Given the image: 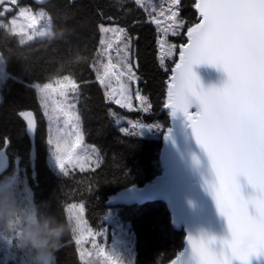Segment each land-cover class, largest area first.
I'll return each instance as SVG.
<instances>
[{"label":"trees","instance_id":"16d2710c","mask_svg":"<svg viewBox=\"0 0 264 264\" xmlns=\"http://www.w3.org/2000/svg\"><path fill=\"white\" fill-rule=\"evenodd\" d=\"M26 3L45 11L52 33L21 43L0 21V56L7 73L0 81V152L4 151L10 161L8 170L0 173V184L17 171L31 187L35 218L41 228L55 223L67 226L55 252V264H83L65 211L75 202L84 205L86 221L94 229L106 224L109 211L128 223L134 238L133 264H167L182 248L184 233L172 227L166 204L155 200L108 205L107 200L122 188L150 181L161 171V136L169 124V114L162 110L166 83L184 32L197 21L195 0H180L176 7L183 26L176 36H166L173 43L168 55L157 43L162 37L157 25L135 0H49L42 6L18 0L2 19L6 22ZM111 23L125 29L129 37L136 91L146 98L142 107L124 108L108 101L96 79L105 59L100 26ZM65 75H72L82 85L77 96L81 132L84 141L96 147L100 159L96 167L69 171L67 176L48 162L46 119L32 87ZM23 111H31L36 120L32 138L20 115ZM120 116L129 124H118L116 117ZM141 124L160 127L142 133ZM32 143L34 159L30 157Z\"/></svg>","mask_w":264,"mask_h":264},{"label":"snow or ice","instance_id":"6c2138e0","mask_svg":"<svg viewBox=\"0 0 264 264\" xmlns=\"http://www.w3.org/2000/svg\"><path fill=\"white\" fill-rule=\"evenodd\" d=\"M135 3L140 5L141 0H135ZM179 3L180 0H171L168 14L165 11L158 13L164 20L155 16L151 19L158 28L165 21H171L162 29L165 34L171 29L172 35H176L177 29L183 26L178 11L173 10ZM17 4L18 0H0V21L10 26L8 30L13 34L27 36L30 29L37 28L45 19V15L29 8H19L16 16L5 22L2 19L5 12ZM193 7L198 13L199 23L187 29L188 43L180 48V60L172 70L164 107L170 108L172 115L179 110L190 121L192 136L206 153L215 173V182L209 185L208 190L217 211L226 221L229 236L219 239L218 251L214 250V236H188L187 241L195 264H233L234 260L250 264L251 257H264V0H195ZM21 18L27 23L21 24ZM109 31L120 39L125 29L101 28L102 33ZM129 43H125L122 49L125 54L123 71L112 63L110 55L108 63L103 65L102 74L97 69L96 79L102 86L111 77H115L117 82L122 76L135 79L132 66L127 63ZM157 43L162 48L165 41L158 39ZM100 44L106 45L105 52L113 47L112 42L103 38ZM198 63L222 68L227 74L223 85L207 90L199 88V80L192 70V65ZM81 86L72 75L55 76L48 82L32 86L45 115H48L51 105L53 111L61 112L67 118L65 123L71 122L69 135L74 139L70 143L60 134V128H57V135L48 141L53 146L56 165L64 176L68 175L69 166H79L80 171H85L86 164L96 162L88 155L83 158L77 155V149L84 147V136L72 101L79 95ZM107 87L111 95L106 92V98L113 99L122 107H131L125 85L121 84L119 90L112 88L110 83ZM191 97H195L198 104L195 113L189 112ZM136 99L142 105L146 103V98L139 93ZM20 115L28 129L34 130L36 120L33 113L23 111ZM122 131L128 132V129ZM92 151L95 152V148ZM241 176L252 188L247 197L241 191L238 180ZM83 210V205H69L66 209L76 245H82L85 232L92 235L91 230L85 227ZM80 255L83 260L84 252ZM107 258L111 264H122L112 255ZM178 261L179 255L172 264H178Z\"/></svg>","mask_w":264,"mask_h":264},{"label":"water","instance_id":"95a60500","mask_svg":"<svg viewBox=\"0 0 264 264\" xmlns=\"http://www.w3.org/2000/svg\"><path fill=\"white\" fill-rule=\"evenodd\" d=\"M31 1L38 6H42L49 0ZM194 10L197 15L195 23H199L198 13L195 8ZM187 29L183 35L184 42L178 45L176 60L170 69L164 104L170 77L173 75L172 70L180 60V48L188 43ZM192 70L199 80L198 87L204 90L221 87L227 79V74L218 65L198 63L192 65ZM191 99L189 112L195 113L198 110V104L195 97H191ZM164 104L162 110L168 112L169 124L161 136L160 173L140 186L130 185L118 190L108 198L107 204L131 205L155 200L163 201L170 214L172 227L183 230L184 233L182 248L167 264H172L177 255H179L178 264H195V261L191 258V248L187 241L188 236H214L216 237L214 250L218 251L219 239L228 237L229 232L226 221L217 211L215 202L208 190L209 185L215 182V173L206 153L196 144L192 136L190 121L179 110L175 115H172L171 109L165 108ZM26 128L32 138L35 129L30 131L27 125ZM30 157L35 158L34 143L31 146ZM9 166V157L4 151L0 152V173L8 170ZM238 180L242 194L247 197L252 192L251 186L247 184L243 176L238 177ZM233 264H240V262L234 260ZM250 264H264V257H251Z\"/></svg>","mask_w":264,"mask_h":264},{"label":"rangeland","instance_id":"374dc122","mask_svg":"<svg viewBox=\"0 0 264 264\" xmlns=\"http://www.w3.org/2000/svg\"><path fill=\"white\" fill-rule=\"evenodd\" d=\"M170 4H171V0H141L140 6L146 11L148 19L151 21L153 16H155L157 19L164 20V17L159 16L158 13L161 11H165L166 14H168L167 9L170 7ZM19 8H29L36 13L43 12L45 15V19L42 20L37 25V28L30 29L27 36L16 34L20 42L23 41V43H25L33 39L43 38L52 33L51 20L42 8L33 9L30 3H26L22 6H19L18 10ZM18 10L14 11V13H11L9 18L16 16ZM173 10H176V8H174ZM20 23L26 24L27 22L21 18ZM170 23L171 21H165L158 28L160 33L162 34L161 39L165 41L164 47L167 51L166 52L167 55L169 54V49L173 46V43L171 40H168L166 36L168 35V33H172V32L171 29H169L168 33L165 34L162 31V29L168 27ZM5 26L8 29L10 27L7 24ZM101 28L112 29V28H120V27L116 24L111 23V24H102L100 26V31ZM179 30L180 28L177 29V33L179 32ZM28 36H33V38L29 39ZM102 38L106 41L112 42L113 47L108 52H104L105 59L100 65L99 68L100 73L102 74L103 72V65L108 63L107 57L109 55L112 58V63L117 64L119 66L118 70L123 71L124 70L123 64L125 63V54L122 49L125 43L130 42L128 35L124 32L123 35L120 37V39H117L116 35L113 32L109 31L103 33L101 32V39ZM104 48H106V45H104ZM127 63H129L132 66V63L130 61V43H129V49L127 55ZM6 76L7 73L4 70L3 60L2 57L0 56V81L4 80ZM108 83L111 84L112 88L117 90L120 89L121 84L126 86L127 88L126 95L129 96L130 98L131 107H128L126 105L123 106L124 108H135L136 105L140 107L143 106L141 102L136 99L138 93L136 91V75H135V79L133 80H129L127 76H122L120 78V81L117 82L115 77H111L108 81H106L105 85L102 86L100 84L104 91L105 97H106V92L108 93L109 96L111 95L107 87ZM106 99L110 102L115 103L113 99L110 98H106ZM72 102L76 105L74 111L79 116V121H77V123L81 130V118L77 110V97ZM47 111H48V115H45V109L42 108V112L45 116L46 126H47V144H48L47 159L49 164L53 168H55V170L59 171L53 155V146L48 141L50 137L57 135V128L62 129V132L60 134L64 135L65 139H67L69 143L71 142L72 139H74V136L69 135L72 132V128L70 126L71 122L65 123L67 118L63 115V113L53 111L51 105L49 106ZM116 122L118 124L120 123L129 124L128 119L122 116L116 117ZM132 122L133 124H135L134 121ZM142 126H146V125L141 124L139 126V131L144 133L148 130V128H143ZM149 126H151V124ZM121 128H124V125H122ZM83 145H84L83 149H77V155L80 156L81 158H83L85 155H88L91 157V160L96 161L95 163L86 164L85 169L96 167L100 163V159L96 147L92 144L87 143L86 141H83ZM93 148H95V152L92 151ZM74 170H80L79 166L68 167V172ZM0 186L10 191V193L15 198L16 209L14 215L17 221V226L15 229L5 230L3 228H0V264H7V263L30 264V260H29L30 251L20 244L19 242L20 235L22 229L25 227L26 224H33L40 228L42 227V225H40L35 218V207H34L31 187L27 183L26 178L22 177L19 173H17V171H14V173L11 174V176L8 175L7 180L3 181L2 184H0ZM69 205L79 206L83 204L81 202L68 204L65 208V211ZM83 209H84V205H83ZM66 218L71 228L72 225L68 220L67 212H66ZM83 220L85 221V227L90 229L92 233V235L89 236L88 233L85 232L84 234L85 240L82 243V245L75 244L80 260L83 264H111V262L107 258L109 255H112L114 259H118L119 261H121L122 264H133L134 253H135L133 235L129 230L128 223L120 220L119 217L116 216L115 211H109L106 214L104 218L106 224H103L98 229H94L92 228L91 225H88L85 217V209L83 210ZM93 237L95 238V243H93ZM81 252H84L83 260L81 259V255H80Z\"/></svg>","mask_w":264,"mask_h":264},{"label":"clouds","instance_id":"9594fccd","mask_svg":"<svg viewBox=\"0 0 264 264\" xmlns=\"http://www.w3.org/2000/svg\"><path fill=\"white\" fill-rule=\"evenodd\" d=\"M15 209L14 196L0 186V228L5 230L16 228ZM66 232L67 226L63 223H55L47 228L26 224L22 229L19 242L30 251V264H55V252L61 247V241Z\"/></svg>","mask_w":264,"mask_h":264}]
</instances>
